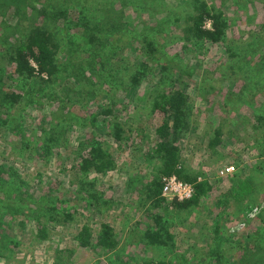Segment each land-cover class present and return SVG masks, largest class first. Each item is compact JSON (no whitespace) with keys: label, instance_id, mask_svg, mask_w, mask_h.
Here are the masks:
<instances>
[{"label":"trees","instance_id":"trees-1","mask_svg":"<svg viewBox=\"0 0 264 264\" xmlns=\"http://www.w3.org/2000/svg\"><path fill=\"white\" fill-rule=\"evenodd\" d=\"M106 1L103 0L102 3L99 0V6L108 8ZM128 1L132 6L129 7L136 13H155L156 18L155 15L149 16L154 20L153 26L146 23L143 30L151 28L150 31L156 33L155 35L164 36L160 38L164 42L170 36L174 41L172 44L177 43L185 52L191 51L194 58L206 53L212 69H205L193 76L186 66H180L181 59L177 54L169 58L164 56L162 60L149 56L148 54L156 52V41H149V34H143V44L137 48L143 55L139 62L121 58L123 47L126 46L123 43L121 47L112 46L111 56L107 60L95 54V59L87 67L80 64L74 66V62L67 60L60 63L64 56L60 53H65L66 57L68 54L63 49L65 45L60 44L56 38L57 24H62L63 21L66 28L82 23L87 30L91 29L92 24L80 18L73 20L66 11H50L45 6L35 7V2V5L32 3L27 7L33 11V16L41 19L43 25L28 30L6 53L9 64L12 65L13 76L7 75V70L0 68V84L4 83L0 85V128L3 129V136L16 135L20 142L28 143L26 132L31 131L30 137L41 141V159L47 160L54 155L59 157L58 153H54L56 149L69 148L66 138L71 133L68 132L69 129L76 125L80 131L79 136L76 133L78 138L73 151L77 164L69 184L76 202L83 204L93 222L85 221L78 225L72 239L75 248L56 251L55 264L71 262L77 250L88 252L100 264H129L130 259H125L129 256L120 245L116 228L103 220H107L112 207L122 205L119 200L106 197V188L110 185H106L99 176L106 177L117 170L125 171L124 166L118 169L115 153L111 151L110 142H106V139L117 145V152L129 151L133 153V159L139 155L145 168L153 175L149 182H145L144 176H129L127 173L124 187L129 190L132 184H137L141 188L138 192L139 198L129 202L126 207H133L136 213H141V221H145L144 230L140 229L138 222L133 224V228H138L137 231L141 232L138 244H144L151 251L168 252L169 255L152 257L149 261L143 260L135 264H198L193 258L188 260L187 256L182 255L184 253L177 252L171 228L177 225L175 222L181 213H187L192 208L210 210V207L217 209L211 226L213 245L211 243L206 247L203 257L210 264H264V207L258 206V203H249L244 211L250 207L259 208L254 218L246 217L253 219V223H260V228L258 226L254 230L250 229L249 233H244V240L240 239L244 228L232 235L227 233L225 239L220 238L223 222L227 219H239V209L234 207L232 201L245 196L249 198L256 192L257 179L254 174L240 182L238 173H233L227 180L232 183L231 187L222 190L226 182L223 178L214 181V188V183L209 182V175L201 180L197 175L189 173L188 168L183 166L182 159L183 145L200 121L207 126L203 128L202 140L209 159L219 155L225 158L224 149L233 144L243 145V152L247 150L245 147L251 148L255 145L254 147H259L257 159L264 158V25H259L258 30L247 32L239 38H236L237 34L233 36V25L240 19L237 17L238 11L243 9L249 21L251 18L248 15V3L258 2L264 9V0H179L176 3L174 0ZM66 2L69 3L70 0H64L65 4ZM14 11L19 17L20 9ZM106 11L108 13L104 16L96 13L91 17V21L99 24L95 26L97 31L105 32L107 25L102 28L103 23L114 27L110 20L112 13L109 14L108 9ZM78 14L79 12L75 15ZM50 21L56 23V26L47 28ZM149 28L144 33H149ZM103 38L108 37L106 35ZM89 42L95 45V38ZM99 44L96 45L97 51L100 47L105 48L103 43ZM257 53L259 57L256 58ZM149 61L157 64H150ZM67 66L72 67L70 77L77 83L76 87L64 85L66 70L62 72V68ZM185 75H191L192 78H198L199 75L210 77L209 81L204 80L208 86L196 83V98L205 103L197 112L194 110L195 101L183 89L182 79ZM53 78L54 81L58 78L57 86L52 83ZM140 88L143 91L139 94ZM36 90L41 95L40 105L43 100L52 103L58 101L54 97H59L64 107L76 106L81 110L90 109L92 101L100 95V111L90 112L88 117L81 118L83 121L77 120L75 123L67 122L70 120L68 113L64 116V126L57 123V119V124L52 122L48 129H40L38 137L36 130L26 128L21 117L23 109L34 102ZM131 92L137 94L135 100L129 97ZM132 106L133 109L128 112ZM137 108L141 110H137L136 115L129 116ZM59 110L60 108L58 112ZM98 118H102L105 124L106 138L87 131L88 127L97 124ZM229 148L227 147L228 150ZM240 155L243 156L242 153ZM238 159L242 161L241 158ZM258 162L254 166L255 170L252 168L250 172L262 171L264 165ZM225 167H220V171ZM217 175L221 177L219 173ZM170 176H176L178 180L193 186L194 194L189 201L168 202L161 197V180ZM32 180L23 178L12 168L0 165V264H19L17 253L25 239H29L34 245L43 244L51 239L55 229L64 227L65 230L77 213L75 205L63 209L60 205L71 204L72 200L65 201L62 196L58 198L52 189L48 191L50 194L36 196L39 185L44 183L32 187L31 182L36 181ZM51 182L47 179L46 184L55 185L56 181ZM213 190L218 195L212 204L209 195ZM232 209L234 212L231 214L229 212ZM250 211L245 213L248 215ZM172 213H175V219ZM22 215L26 217L23 221L19 220ZM95 217L99 221L94 223ZM28 224L34 226L29 228ZM25 227L28 228L25 230ZM23 229L25 233L18 234L24 232ZM239 234L240 237L237 236ZM136 237L138 238L134 235L129 239L135 240ZM232 251L235 254L233 257ZM234 258L236 260L233 261ZM155 259L158 262L152 263Z\"/></svg>","mask_w":264,"mask_h":264},{"label":"rangeland","instance_id":"rangeland-1","mask_svg":"<svg viewBox=\"0 0 264 264\" xmlns=\"http://www.w3.org/2000/svg\"><path fill=\"white\" fill-rule=\"evenodd\" d=\"M178 1L179 0H174L175 3ZM33 2H35L36 5ZM32 3L33 5H35V7L45 6L50 11H66L68 12V17H71V19L77 20V18H80V20H85L86 22H90V24H92L91 29L89 30L85 29L86 27L83 26L82 23H76V27H71L69 25L66 28L63 25V21H61L62 24H57L58 33L56 38L60 44L65 45V47L63 45L62 46L68 54V56L66 57L65 53H60L64 55L63 59H60V63H64V60H67L70 63L74 62V66L80 64L83 67H87V64L91 63L92 59H95V54L103 60H107L111 56V51L113 48L112 46L121 47L123 43H125L126 46L123 47L124 53L121 55V58H130L131 60L134 59L135 62H139L140 57H142L143 55H141L140 50L137 48L143 44V34H149L150 36L148 40L156 41V52L154 54H148L149 56H154L155 59L159 60L160 58V60H162L164 56L169 58V56L177 54L181 59L180 66H186L190 74L193 76H195L196 73H201L205 69H212V65L209 64L207 60L206 53L203 56L194 58L195 56L191 51L185 52V50H182V47L178 46L177 43L172 44V42L174 41L170 39V36L166 38V42L168 43L166 44V42L160 39L164 36L162 35L160 37V35H155L156 33L150 31L151 28L148 27L149 33H144L148 30V28L143 30L146 23H149L150 26H153L154 20H152L153 18H149V16L155 15V13L150 12L152 15H149L145 11L142 13H136L133 11V8H131L132 6L130 5V1L128 0H107L106 4L108 8H106V6L104 8L102 5L99 6V0H70V2H66V4L64 3V0H0V68L6 69L8 72L7 75L11 74L13 76L12 65L9 64V61L6 57V53L9 51V48L15 44L17 39L23 38L28 30L33 29V27L43 25L41 23V19L33 16V11H31V9L27 7ZM248 4H250V6L248 7V15L250 16L251 20L247 21L246 14L244 13L243 9H240L238 11L237 17L240 19L233 25V36L234 34H237L236 38L246 35L247 32L258 30L259 25H264V9L262 8L261 4L258 2H250ZM151 7L155 8L153 5ZM18 8L21 12L19 17L14 11ZM106 9L110 10L109 14L112 13L110 20L113 21L112 24L114 25V27H112L111 24L109 25L107 23H103L101 27L103 28L105 25H107L106 30L105 32H100L95 28V26L97 27L99 26V24H95L93 20L91 21V17L96 13L103 14L104 16L108 13ZM104 10L105 12H103ZM78 12V16L75 15ZM82 14L83 17H80V15ZM48 25L49 27L47 28H53L54 26H56V23L50 21ZM68 28H70L69 31H67ZM105 34L108 38H103L104 36H106ZM94 38L95 45L89 42V40H93ZM100 42L104 44L105 48L100 47L99 51H97L96 45ZM67 44H69V46H67ZM98 52L100 53V55ZM257 56L258 53L255 55V57L257 58ZM144 58L146 59L145 56ZM253 60L257 61V59ZM148 63L155 65L157 64L154 61H149ZM96 67L98 66L96 65ZM65 70L66 73L64 72ZM71 70L72 67L70 66H67V68H62V72H64V85H67L68 87H76L77 83L74 82V79L72 77H70ZM210 71L214 72L213 70ZM191 75L189 77H191ZM189 77H187L186 75L183 77V89L185 94L190 95L192 100L195 101L194 110L197 112L198 108L205 106V103L196 98L198 94L196 83H202L203 85L208 86L206 81L204 80L209 81L210 77L206 78L203 75H199L198 78ZM52 83L57 86L58 78L57 81H54L53 78ZM3 84L4 83L2 82L0 85L2 86ZM142 91L143 88H140L139 94ZM135 95L137 94L131 92L129 94V97L135 100ZM39 96L41 95L36 90V92L34 93V102L26 106V108H24L21 113V117L24 120L26 128L29 127V129L31 130H36V136L38 137L40 136V132L43 127L45 129H48L49 123H56L57 119L59 120L57 123H60L61 126H64L66 124V122H64V116L68 113L70 114H68L67 117L70 118V120L66 118V120H68L67 122L75 123V121L81 120V118H84L85 116L88 117L90 112L94 113L100 111V108H98V105H101V102L99 100L100 95H97L98 97H96V99L92 101L90 109L87 108L86 110H81L76 106L64 107V103L60 102L59 97H54L56 100L58 99V101L52 103H47L45 102V100H43L40 105ZM59 108L60 110L58 112ZM132 109L133 106L128 109V112ZM15 110H18V106ZM137 110L141 109L137 108L135 111L133 110V112H130L129 116L136 115ZM202 117L203 113L201 115V118ZM104 125L105 124L102 121V118H98L97 124L93 127H88L87 131L95 133L96 136L102 135L104 138H106V128ZM204 127L207 128V126L204 125L202 121H200V124L196 129H193L191 131V134L185 141L183 145L184 154L182 157L183 166L185 168H188L189 173L197 175L201 180L205 177V175H209V182L211 184L212 182L214 183L212 184L214 188L216 186L215 182L223 178L222 180L226 182L223 184L222 190L225 188L229 189V187H231L232 183L229 181L227 182V180L232 175L219 177L217 173H220L219 171L222 169H220V167L233 166L234 173H238V176L240 178V180H237L240 182L246 180L250 175L254 174V178L256 177L255 179H257V186L255 187L256 192L253 193V195H251V197L249 198L245 196L240 200L232 201L234 202V207H237L239 209V219H235L232 221L227 219L223 222L224 224L221 225L220 238L225 239L227 237V233H230V235H232V232H234L235 228L238 227L239 224L244 223L245 226L243 231H245L241 235L242 238L240 237V234L237 235L238 237H240V239L244 240V233L247 234L250 232V229L254 230L258 226L260 228V223H253V219H249L246 217L248 215L245 213V211H250V209L253 207H250L249 209L246 208L247 210L245 209V211L244 208L249 203H258V206L264 207V167H262L263 169L261 172L254 171V166L258 161V163H261L262 166L264 165L262 163L264 162V158L257 159V151H259V147H254L255 145H253L251 148L245 147L247 148V150L246 152H243V145L240 146V144H233L231 146H227L231 148H229V150H231L232 152H229L227 147L226 149H224L226 150L224 153L226 156L225 158H222L219 155L218 157L214 156L209 159L210 157H207L208 153L204 150L205 146L202 140ZM77 129L78 127L75 125L73 129L68 130V132H71L70 135L68 134L66 136L70 144L69 148H58L54 151V153H58L59 157L54 155L51 158L49 157V159L47 160H43L41 159V152L39 151L41 141L35 140L30 137L31 131L26 132V138L27 140H29V142L22 143L20 142V138L16 135L9 134L8 136H3V129L0 128V165L5 166V168H12L13 170H16L23 178L27 180H36L34 182H31L32 187L41 184V182L44 183V185H39V190L36 191V196H38L39 194H47L49 189H52V191L55 192L58 198L64 197L65 201L68 199L72 200L71 204L64 203L66 205H60L63 209H68L73 205H75V208L77 209V213H75L73 221L67 224V226H69L65 230L64 227H61L59 230L55 229L51 239L47 240L45 243L34 245L30 243L29 239H25L22 242V246L18 249L17 253L19 264H55V260L57 258V256L55 255L56 251L75 248L72 239L75 235V230L78 225L85 221H87V223L93 222V218H91V215H89L88 212L84 210L83 204L81 205L76 202L77 200L73 196L72 186L69 184L72 180L73 174L75 173V167L77 164L76 155L73 153V151L75 150V141L80 134V131ZM76 133L78 134V136H76ZM106 142H110V146L112 148L111 151L115 153L114 157L118 162V169L124 166L125 171L119 172L117 170L116 173L109 174L106 177L99 176V178H101L103 182H106V185H110L108 186L109 188H106V197H110L115 201L119 200V204L121 203L122 205L120 206L117 204L115 207H112L107 215V217L109 216L107 220L106 218L102 219L116 228L115 230L120 236V245L122 246L125 254L129 256L125 257V259H130L129 264H135L136 262H141L143 260L149 261L152 257H167L169 255L168 252H161V250H157L156 252L151 251L149 248H146L144 244H138V241L141 239L139 238V233L141 232L137 231L138 228H133V224L135 225V223L138 222L140 224V229L144 230L145 221H141V213H136L133 207H126L129 202H134L139 198L138 192L141 188L140 185L137 184H132V190H128L124 187L127 180V173L129 176H136L138 174L140 176H144L145 182H149L152 179V173L149 169L145 168L143 159H141L139 155H137L136 158L133 159L131 157L133 153H130L129 151H126L124 153L120 151L117 152V145L113 144L111 141H109V139H106ZM25 144H27V147H24ZM19 147H21V149H19ZM27 148H30V150L26 151L25 149ZM241 153L243 154V156L240 155ZM238 157L242 159L243 163L238 159ZM211 160L214 161L211 162ZM252 168L254 170L250 172V169ZM47 179H49V181L51 180V183L56 181L55 185L53 184L48 186L46 184ZM45 184L47 186H45ZM225 184L226 187L224 186ZM123 187L124 189H122ZM216 192L213 190V192L209 195V199H211L210 201L212 202V204L215 202L214 199L218 195ZM48 194H50V192ZM209 209L210 210H199L192 208L187 211V213H181L177 217L179 218L177 219L178 221L175 222L177 225L171 228V232L174 235L173 237L177 246V252H180V254L184 253L182 255L187 256L188 260H191L193 258L196 262H198V264L211 263H209L203 257V255L207 251L206 247L211 243L213 245V239L211 238V226L213 225V219L215 214L217 213V209L215 207H210ZM233 212L234 209H232L229 213L232 214ZM174 214L175 213L171 214L173 216V219H175ZM25 218L26 217L22 215L19 220L23 221ZM94 219V223L96 221H99L98 217H95ZM171 221L173 222L172 219ZM27 226L30 228L34 225L28 224ZM28 227H25L24 229L26 230V228ZM24 233L25 231H21L18 234L23 235ZM134 235H137L138 238L136 237L135 240H130L129 237L132 238ZM222 246L224 247V245ZM231 254V257L235 256L234 251H232ZM234 260L236 259L234 258L233 261ZM156 262H158V260L155 259L152 263ZM98 263L99 261L92 258V256L90 257L88 252L77 250L73 255V260L71 262L69 261V263L67 264Z\"/></svg>","mask_w":264,"mask_h":264},{"label":"built area","instance_id":"built-area-1","mask_svg":"<svg viewBox=\"0 0 264 264\" xmlns=\"http://www.w3.org/2000/svg\"><path fill=\"white\" fill-rule=\"evenodd\" d=\"M234 173L233 166H227L222 171H220L219 175L221 177H226ZM200 181V180H199ZM162 193L161 197L166 199L168 202L176 201V202H186L189 201L194 194L193 186L182 182L176 178V176L163 177L162 180ZM259 211V208H253L249 214V218H254ZM244 228L243 224H239L238 227L235 228L234 232H239ZM233 233V232H232Z\"/></svg>","mask_w":264,"mask_h":264}]
</instances>
